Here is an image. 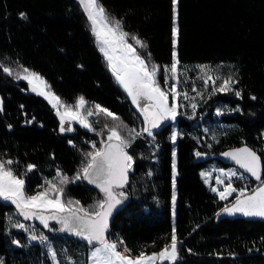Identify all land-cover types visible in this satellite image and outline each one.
I'll use <instances>...</instances> for the list:
<instances>
[{"label":"trees","instance_id":"1","mask_svg":"<svg viewBox=\"0 0 264 264\" xmlns=\"http://www.w3.org/2000/svg\"><path fill=\"white\" fill-rule=\"evenodd\" d=\"M99 3L121 22L150 66L163 69L171 64L175 48L181 67L229 66L239 95L219 92L213 98L239 108L221 118L229 127L216 142L209 143L201 133L196 137L193 118L179 116L183 131L176 143L171 139L172 122L153 130L152 137L143 133L131 139L129 129L146 126L143 116L109 70L80 2L0 0V160L13 161L9 167L24 179L27 194L41 191L51 181L63 187L66 202L79 201L91 211L103 194L74 177L87 163L85 154L96 150L93 143L101 144L100 134L106 135L111 124L118 125L122 135L131 139L126 149L133 157L134 171L122 190L127 204L114 216L109 238L123 240L134 255L158 252L170 244L175 228L176 264H264V219L220 217L226 202L201 175L212 160L227 166L216 155L243 145L257 151L264 166V0H178L175 46L173 0ZM133 36L146 47L137 45ZM3 68L11 69L12 74ZM26 68L40 73L64 102L83 96L88 104L107 108L120 120L101 114L96 130L79 123L74 131L61 132L59 117L49 101L32 92L25 79H17L16 72ZM158 79L162 82L163 71ZM197 152L206 154L198 157ZM28 165L36 167L29 171ZM57 171L68 177L66 184H60ZM248 178L253 184L258 182ZM23 223L31 229L16 227ZM31 232L45 236L46 242L31 239ZM87 247L63 234L58 224L44 229L26 222L13 205L0 201V264H54L51 251L60 264H87Z\"/></svg>","mask_w":264,"mask_h":264},{"label":"snow or ice","instance_id":"2","mask_svg":"<svg viewBox=\"0 0 264 264\" xmlns=\"http://www.w3.org/2000/svg\"><path fill=\"white\" fill-rule=\"evenodd\" d=\"M84 6L88 19L91 22V32L96 38L99 51L104 55L109 70L114 74L116 81L122 86L131 98L132 103L140 111L143 116L145 127L137 131L129 129V137L135 139L136 136L147 133L148 136H153V129L159 128L165 120H174L177 114V105L169 104V94H173V98L179 96L180 93L176 90L174 84L170 89L165 90L160 86L157 80V74L161 70L160 65L152 64L151 66L136 50V48L128 43L129 33L122 30V25L119 20L110 22L106 10L99 4V0H80ZM178 0H173L174 5V23L178 19V11H175V5ZM24 15L23 13L21 14ZM174 46L179 37V26L175 24L173 28ZM132 39L140 47L146 45L138 38L133 36ZM150 56V53L148 54ZM179 59L177 53L173 52V63L171 67L164 66V72L171 73L178 83V66ZM203 67V66H202ZM3 71L12 74L9 68H3ZM24 75L17 74V79L28 80L32 91L39 95L45 96L47 99L54 101L53 107L57 108V114L60 116V131H72L73 129L64 127L65 116L70 119L79 120V122L89 129L92 125L87 119L80 115L79 111L72 112L68 106H65L64 113L59 111L58 105L62 101L58 96L45 89H50V86L39 73L31 72L29 69H23ZM210 79V78H209ZM207 82V81H206ZM215 81H213L214 83ZM168 83V76H165V84ZM231 81L225 80L219 91L229 90ZM187 97V94H184ZM239 95V93H237ZM147 101L141 106V100ZM254 99V97H253ZM87 103L84 97H79L76 107L83 108ZM195 107V105H193ZM96 114L103 113L114 121H119L120 117L111 112L107 108L100 105H95ZM2 111V108H0ZM91 116L93 113L88 112ZM107 127V125H105ZM126 127V126H125ZM94 130V129H92ZM177 136L173 132L171 139L175 141ZM131 139L121 136L116 127L109 129L107 143L102 148L96 149L92 153H86L87 163L77 172L75 180L84 179L92 185H95L103 194V199L96 202L94 210H89L80 205L79 201L62 200L63 187L56 183L47 181V187H42V191L34 195H26L24 192V179L14 174L9 165L13 163L11 160H0V198L11 201L16 208L25 217L37 216L34 209L56 210L55 215L45 217L39 215L38 218L43 223L44 227H48V220H58L62 224V230L74 232L76 235L87 240L89 244L97 243L91 253L93 264H156L157 260H172L175 261L178 255L177 252V237L175 228L171 236L170 244L164 246L159 253L146 255L144 252L139 253L135 258L130 255H124L118 251V244L107 239L106 233L109 228V217L112 215L113 209L122 203L121 198H125L124 192H118L116 189L123 188L128 180V171L132 167L133 157L128 154L126 148L130 146ZM71 143V142H70ZM95 148V143H93ZM175 155V154H174ZM200 155L199 152L196 153ZM223 155L231 157L235 162L249 173L255 180L260 181V184L249 190L247 186L237 189L231 183H228L223 191L213 188L212 191L218 192L221 200H226L232 193H238L235 202L231 207H225L222 211L234 214L242 213L245 216L264 217V180H262V172L264 166L261 164V158L255 151L247 146L235 149L231 152H226ZM35 165H28V170L34 169ZM175 161L173 162V187H175ZM57 175L61 177L60 184H66L68 177L63 176L59 171ZM208 175V174H204ZM231 179L237 176V172L230 170L225 173ZM239 178H243V173L239 174ZM218 184H224V181L217 177ZM55 196V198H53ZM175 194H173L172 202L175 204ZM59 213H68L66 216H60ZM16 227L23 228V224H17ZM46 239V237L32 236V239ZM16 243H19L16 241ZM120 243H123L120 241ZM125 252L130 251L125 248ZM55 257V252L52 253Z\"/></svg>","mask_w":264,"mask_h":264},{"label":"rangeland","instance_id":"3","mask_svg":"<svg viewBox=\"0 0 264 264\" xmlns=\"http://www.w3.org/2000/svg\"><path fill=\"white\" fill-rule=\"evenodd\" d=\"M78 1L80 2V0H78ZM83 8H84V6H83ZM107 16H108L110 22H114V21L118 20L117 18L110 17L108 14H107ZM175 24H177V22H175ZM174 27H175V25H174ZM90 29H91V22H90ZM122 30L124 32H126L123 27H122ZM127 39H128V43H131L137 50L136 45L129 39V37ZM95 42L97 44L96 38H95ZM97 47H98V44H97ZM98 49H99V47H98ZM175 52H176V48H175ZM171 64H168L166 66H169V68H170ZM178 69H179L178 74H177L178 75V83H177V80L172 76L171 73L166 74L164 72V67H163V69L161 68V70L157 74V80L160 83V86L162 88H164L165 90H168L175 84L177 92L180 93V95L176 96L175 99L173 98V94H171V93L169 94V104L172 105L173 103H175L177 105V114H176L175 119L174 120H172V119L166 120V122H172L173 123V131H172L171 136L173 135V132L177 133V136H176L174 143H176L177 138L181 135V133L183 131V129L178 126L179 116H183L188 120H191L192 118L194 119L195 131L198 133V135H196L197 138H199V134L201 133V134L205 135L207 142H209V143L216 142L218 140V138L229 127L226 123L221 121V118L224 115L233 113L239 109L237 106H232L229 102H224L221 100H213V98L216 94H218L219 92H222V91H219V89L223 85L225 80L230 79L231 83L229 85V90L223 91V92H232L233 91V92L237 93L236 88H234L236 81L234 79L233 72H231V69L229 66L226 68L224 66L213 67L209 64H191V65H188L185 67H181L179 65ZM30 71L38 73V72L33 71V70H30ZM161 71H163L162 82H160L158 79V75L160 74ZM16 73L20 74V75H24L23 69L18 70ZM39 75L41 77H43L40 73H39ZM166 75L168 76V83L167 84H165V76ZM44 80L46 81L45 78H44ZM26 81L28 82V80H26ZM213 81H215V82L213 83ZM120 87L122 88L121 85H120ZM30 90L32 91L31 85H30ZM45 91H50L60 98V100L62 101V104L58 105V107H59V111L61 113H64L65 106H68L72 112L79 111L80 115L85 117L87 119V121L92 125V129L96 130V128H100L99 124H101V123L99 122L97 116H99L101 114L103 115V113L96 114L97 110L95 108V105H98V104H88V101L84 98L87 101V103L83 106V108L78 109L76 107L77 100L72 102V103L64 102L61 99V97L53 89H51V88L45 89ZM32 92H34V91H32ZM34 93H36V92H34ZM185 93L187 94V97H185V95H184ZM126 94H127V92H126ZM41 96H43V95H41ZM43 97H45V96H43ZM47 100L53 106L54 101L50 102L49 99H47ZM130 100H131V98H130ZM145 103H147V101L142 99L141 100V106H143ZM208 103H209V106L206 107ZM193 105H195V107H193ZM2 106H3V97L0 94V108H2ZM54 109L57 113V108H54ZM89 111H91L93 113V115L89 116L88 115ZM58 117H59V121H60V116L58 115ZM108 118L106 117V120ZM79 123H80L79 120L70 119L68 116H65L64 127L66 129L71 128V129H73L72 131H74L76 128V125ZM97 123H98V126H96ZM60 124H61V121H60ZM108 125H110V124H108ZM59 127H60V125H59ZM114 127L117 128V131L120 132L121 136H124V135H122L120 129H118V125H114ZM111 128H112V124H111ZM108 129H110L109 126H108ZM72 131H65V132H72ZM137 131H139V130H137ZM106 133L107 134L103 135V136L100 134V139L102 140L101 144L95 143V148L93 147L94 149L102 148L104 146V144L107 143V137L109 135V131ZM198 141H199L200 146H202L203 143L201 142V140L198 139ZM175 153H176V151H175ZM205 154L206 153H204V154L201 153L198 157H204ZM216 156L221 158L222 154H217ZM230 170L237 172V176H233V177H231V179H229V177L226 176L225 173L229 172ZM241 173H243V178H239V174H241ZM204 174H208V175H204ZM201 175L211 190L213 188H217L219 191H223L224 187L228 183H231L237 189H240V188L247 186L249 188V190L252 188H255L256 186H258L260 184V181L253 184L249 180L248 175L245 174L244 172H242L240 168H238L236 166H231V165L222 166L216 160H212V162L205 169H203L201 171ZM175 177H176V171H175ZM217 177H219L221 180H223L224 184H218L217 183ZM20 178H22V177H20ZM121 191L122 190H120L119 192H121ZM24 192L26 195H29L25 191V184H24ZM122 192H124V191H122ZM215 193L218 194V192H215ZM174 194H175V197H177L176 186L174 189ZM31 195H34V194H31ZM126 195L127 194L125 193V196ZM237 195H238V193H232L231 196H228V198L226 200H224L226 202L225 207L231 206L235 202ZM53 198H55V196H53ZM62 200L65 201L63 198H62ZM42 210L50 211V210H55V209L48 208V209H42ZM175 217H176V199H175V204L173 205V220H174V222H175ZM23 225H24V228H26L27 230L31 229L25 223H23ZM29 236L32 239V236L37 237V234L34 232H31V234ZM108 240L114 241L110 238H108ZM114 242H116V241H114ZM97 246H99V245H97ZM97 246H93V247L88 246L87 247V249H86L87 255H88L87 264H93L91 253L94 250V248ZM159 252L160 251H158V252L155 251V252L145 253V254L151 255L152 253H159ZM177 252H178V244H177ZM52 253H53V251H51V255H52ZM126 253H127V255H130L133 258H135V256H137V255L131 254L130 251L129 252L127 251ZM52 257H53V255H52ZM177 259H178V255H177L176 260ZM176 260L175 261L167 260V259L157 260L156 264H158L159 262H169L171 264H176ZM53 261H54V264H60L56 253H55V257H53Z\"/></svg>","mask_w":264,"mask_h":264},{"label":"water","instance_id":"4","mask_svg":"<svg viewBox=\"0 0 264 264\" xmlns=\"http://www.w3.org/2000/svg\"><path fill=\"white\" fill-rule=\"evenodd\" d=\"M165 123H166V120L163 121V122L161 123L160 126H162V125L165 124ZM156 129H157V128H156ZM156 129H153V130H156ZM245 146H247L248 148H251V147H249L248 145H243V146H240V147L230 148V149L226 150L224 153H226V152H231V151H233V150H235V149L243 148V147H245ZM251 149H252V148H251ZM252 150L255 151L254 149H252ZM126 151L128 152L127 149H126ZM255 152L257 153V155L260 156V154H259L257 151H255ZM224 153H223V154H224ZM128 154L130 155L129 152H128ZM223 154H222V157H221V159H222L223 162H225V163L228 164V165L236 166V167L240 168L242 172H244V173L247 174L248 176L252 177L249 173H247L244 169H242V168H241V167L235 162V160H233L231 157H229V156H225V155H223ZM260 158H261V156H260ZM261 164H262V158H261ZM133 171H134V164L132 163V167H131V169H129V171H128V180H127V183L124 185L123 188L116 189V191L119 192L120 190H123V189L127 186V184H128L129 181H130V177H131V174L133 173ZM252 178H254V177H252ZM254 179H255V178H254ZM85 181H86L91 187L97 188L95 185H92V184L89 183L87 180H85ZM97 189H98V188H97ZM98 190H99V189H98ZM121 199H122V203L119 204V205H117V206L113 209V211H112V215L109 217V228H108V231H107V233H106L107 239H108L109 236H110V229H111V224H112V221H113L114 216H115L119 211H121V210L126 206V204H127V200H126L125 198H121ZM0 201H2L3 203H5V204H7V205H13V206L15 207L16 211L18 212V214L21 216V218H22L24 221H26V222H33V223L39 225L40 227H42V228H44V229H48L52 223H56V224H58V225L60 226V231H61L63 234H66V235H68V236H70V237H73V238H75V239H78V240L82 241L83 243H85L86 245L91 246V247H93V246H97V245H98V244L95 243V242H94L93 244H89V243L87 242L86 239H84V238H82V237L76 235L74 232L67 231V230H62V224H61L58 220L49 219V220H48V227H44L43 223L40 221V219L38 218V216H39V215H44L45 217H49V216H52V215L57 214V213H56V210L46 211V210H42V209H34V211H36L38 215H37V216H32V217L25 218V217L20 213V211L16 208V206H15L14 203H12L11 201H8V200H4L3 198H0ZM231 206H232V205H231ZM231 206H229V207H231ZM58 215H60V216H66V215H68V213H59ZM220 217H232V218H235V217H246V218H263V219H264V217H259V216H245V215H243L242 213L229 214V213H226V212H224V211L221 212Z\"/></svg>","mask_w":264,"mask_h":264},{"label":"built area","instance_id":"5","mask_svg":"<svg viewBox=\"0 0 264 264\" xmlns=\"http://www.w3.org/2000/svg\"><path fill=\"white\" fill-rule=\"evenodd\" d=\"M38 228V227H37ZM42 237H45V236H42ZM110 239H112V240H114V241H116L117 243H118V251H121L124 255H127V253L124 251L125 250V248L126 249H128L127 248V246H126V243L123 241V240H119V239H117L115 236H111V238ZM120 241H122L123 243H120ZM40 242L41 243H45L46 242V239H40ZM129 250V249H128ZM129 252V251H128Z\"/></svg>","mask_w":264,"mask_h":264}]
</instances>
